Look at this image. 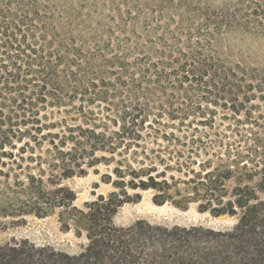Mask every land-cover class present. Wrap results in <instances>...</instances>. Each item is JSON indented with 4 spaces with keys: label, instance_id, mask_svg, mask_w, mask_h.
Wrapping results in <instances>:
<instances>
[{
    "label": "trees",
    "instance_id": "16d2710c",
    "mask_svg": "<svg viewBox=\"0 0 264 264\" xmlns=\"http://www.w3.org/2000/svg\"><path fill=\"white\" fill-rule=\"evenodd\" d=\"M44 9L38 0H0V174L7 190H19L11 212L56 215L81 243L3 244L0 264H264V156L252 159L227 135L166 130L218 108L239 115L255 97L243 93L253 85L218 53L217 40L264 37V0L199 16L185 40L146 35L102 66L81 49L55 48ZM102 164L112 167L103 180L115 190L76 207L63 181ZM147 191L157 206L195 204L236 223L116 225L119 209Z\"/></svg>",
    "mask_w": 264,
    "mask_h": 264
},
{
    "label": "rangeland",
    "instance_id": "374dc122",
    "mask_svg": "<svg viewBox=\"0 0 264 264\" xmlns=\"http://www.w3.org/2000/svg\"><path fill=\"white\" fill-rule=\"evenodd\" d=\"M38 1L45 7L49 23L53 25L49 41L54 42V47L58 49L62 43L70 50L81 49L82 53L98 58L96 65L102 66L101 62L105 59L109 60L126 49L134 50L135 43H142L145 39L142 37L146 35L157 40L164 34L169 37L177 34L185 40L195 35V32L188 30L195 28L199 16H213L216 12H241L254 0ZM217 47L218 53L230 65L241 68L240 73H245V82L253 85L243 93L255 97L239 115L218 108L216 115H195L184 123L169 122L170 126L166 130L177 135L192 133L194 130L195 134L206 132L227 135L231 142L242 141V151L252 159H258L264 156V37L229 33L218 38ZM68 54L69 59H75V53L68 51ZM65 63L61 69H64ZM111 168L98 165L88 169L85 176L63 181L64 186L76 193V207L82 208L84 203L95 200L99 195L107 197L115 190L103 180ZM6 169L0 165V171L5 173ZM170 174L179 177L178 173ZM18 191L7 190L6 179L0 174V245L28 240L37 245H52L60 249L76 250L80 246L81 241L71 233L60 230L56 215L37 218L11 212ZM141 195L138 202L127 203L119 209L114 218L116 225L128 226L137 220H145L154 224L231 228L236 223L228 217L214 218L207 213L201 214L195 204L186 210L170 204L157 206L152 202L151 191L141 192ZM259 197L264 202V193H260Z\"/></svg>",
    "mask_w": 264,
    "mask_h": 264
}]
</instances>
